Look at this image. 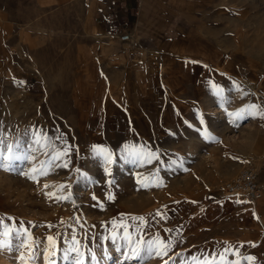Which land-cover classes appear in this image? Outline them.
Returning <instances> with one entry per match:
<instances>
[{
  "label": "rangeland",
  "instance_id": "obj_1",
  "mask_svg": "<svg viewBox=\"0 0 264 264\" xmlns=\"http://www.w3.org/2000/svg\"><path fill=\"white\" fill-rule=\"evenodd\" d=\"M19 15L0 34V264H264L255 209L223 188L257 169L264 28L227 18L144 107L142 60L104 53L84 13ZM200 58L210 100L190 97Z\"/></svg>",
  "mask_w": 264,
  "mask_h": 264
},
{
  "label": "crops",
  "instance_id": "obj_2",
  "mask_svg": "<svg viewBox=\"0 0 264 264\" xmlns=\"http://www.w3.org/2000/svg\"><path fill=\"white\" fill-rule=\"evenodd\" d=\"M68 7L84 13L93 33L104 37V53L142 60L144 107L158 97L151 86L161 80L163 67H169L166 60H174L184 50L207 52L211 39H220L221 44L229 40L227 18L241 22L243 28L247 24L250 30L264 28V0H0V34L14 27L19 13H53ZM255 35L259 40L249 43L264 44V33ZM250 54L252 59H264L254 51ZM220 55L221 66H229L234 59L227 53ZM207 66L200 58L190 68V82L204 86L203 91H193L194 100H210ZM251 140L248 152L257 166L262 194L249 203L256 214L246 217V225H260L264 230V130L258 129Z\"/></svg>",
  "mask_w": 264,
  "mask_h": 264
},
{
  "label": "built area",
  "instance_id": "obj_3",
  "mask_svg": "<svg viewBox=\"0 0 264 264\" xmlns=\"http://www.w3.org/2000/svg\"><path fill=\"white\" fill-rule=\"evenodd\" d=\"M224 191L230 194H240L248 203H252L262 192L260 191L257 169L244 167L224 181Z\"/></svg>",
  "mask_w": 264,
  "mask_h": 264
},
{
  "label": "bare ground",
  "instance_id": "obj_4",
  "mask_svg": "<svg viewBox=\"0 0 264 264\" xmlns=\"http://www.w3.org/2000/svg\"><path fill=\"white\" fill-rule=\"evenodd\" d=\"M261 191V190H260Z\"/></svg>",
  "mask_w": 264,
  "mask_h": 264
}]
</instances>
